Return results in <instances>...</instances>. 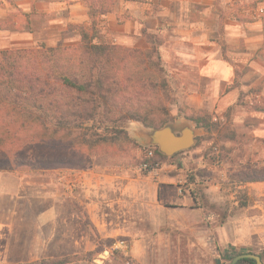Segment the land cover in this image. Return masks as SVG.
<instances>
[{"label": "rangeland", "instance_id": "obj_1", "mask_svg": "<svg viewBox=\"0 0 264 264\" xmlns=\"http://www.w3.org/2000/svg\"><path fill=\"white\" fill-rule=\"evenodd\" d=\"M33 1L29 16L24 17L23 23L20 22L22 18L16 15L20 16L21 12L11 11L10 6L19 3L28 5ZM33 1L0 0V16L6 20L0 23L2 26L20 32L34 29L29 38H2L0 48L78 46L83 43L75 27L91 25L90 9L85 0L75 1L82 2L88 9V25L67 23L65 16L60 15L49 18L43 11L44 0ZM132 6L141 15L150 9L154 16L164 13L165 16H220V22L210 24L217 27L215 34L219 40H222L218 37L219 33H224V28L220 30L221 24L223 26L230 21L235 25L234 22H238L242 29L238 31L233 28L234 53L248 44L251 48L249 51L253 50L249 53V60L264 62V40H261L264 36V16L260 19L262 27L254 26L255 21H260L255 14L260 7L264 8V0H119L112 12L107 14H113L114 21L104 25L103 22L107 20L99 17L96 33H91L95 36V42L114 44L124 49L152 50L151 61L158 62L155 50L159 52V47L156 48L153 42L155 39L161 40L159 35L144 30L146 32L137 35L132 44ZM55 12L65 11L58 9ZM145 34L154 37L148 42ZM218 43L221 45V41ZM257 44L261 48L254 53ZM159 57L162 71L156 69L152 74L157 83L165 82L167 88L157 89L158 98H155L154 105L161 107L154 116L168 121L164 126H179L176 121H188L200 113L179 100V89L176 84L167 81V70L160 54ZM142 58L145 59L144 64L139 62ZM148 59L146 52L134 61L128 58L127 74L135 80L145 79L150 73L146 63ZM234 88L240 89V108L233 118L228 114L220 121H214L210 111H205L206 116L210 117L209 128L201 131L196 128L195 145L172 157L166 156L168 159H158V169L147 172L140 170L145 154L157 147L144 144L142 136L157 129L145 128L136 121H126L115 125L105 122V127L97 131L108 140L114 141L116 138L119 142L123 141L121 148L105 146L100 152H88L89 155L85 151L86 163L82 168L62 166L45 168L40 174L26 173L29 177L27 181L34 183V190L31 188L28 194L40 191L42 197L27 198L25 205L19 207L23 212H19L18 222H14L11 229L3 231L0 264H230L231 261L224 257L226 253L230 258L249 252L264 254V113L256 110L259 107L264 110V81H256L254 69L241 68ZM162 107L169 116L158 113ZM125 138L131 142L125 143ZM115 152L117 154L114 156ZM64 158L69 162L75 157L65 155ZM99 167L109 168L107 170L137 168L140 174L151 176L153 182L158 181L162 174L175 177L182 190L180 196L192 195L193 192L192 196L196 197L194 210L178 212L169 207L164 213L153 214L151 222H132L131 229L123 222L120 228L114 230L101 227L90 219L84 208L91 199L96 201V196L89 197L90 200L84 197L79 185L68 189L64 178L68 171L75 176L80 171L96 172ZM245 178L262 181L244 183ZM52 189L60 196H51L49 192ZM109 190L108 195L100 196V199L105 208L111 211L110 205L116 194ZM244 190L248 195V206L245 208L240 205ZM52 209H56L57 213H49ZM249 219L253 220L251 224L246 222ZM114 246L117 248L113 249Z\"/></svg>", "mask_w": 264, "mask_h": 264}, {"label": "trees", "instance_id": "obj_2", "mask_svg": "<svg viewBox=\"0 0 264 264\" xmlns=\"http://www.w3.org/2000/svg\"><path fill=\"white\" fill-rule=\"evenodd\" d=\"M117 1L85 0L92 22L89 27H75L83 40L78 46L40 45L0 50V170L42 173L51 167L82 168L86 163L85 151L88 154L100 152L105 146L122 147L123 141L108 140L97 132L105 127V122L115 125L136 121L145 128L155 129L163 128L168 122L154 116L161 107L154 105L157 89L167 88L165 82L157 83L152 74L156 69L162 71L158 49L155 50L158 62H152V50L124 49L95 42L99 17L112 12ZM3 29L7 27L0 24V30ZM146 37L149 42L154 36ZM153 43L158 48L161 40L155 39ZM144 52L149 56L146 63L150 73L145 79L135 80L127 74L128 58L134 61ZM139 62L144 64L145 59ZM257 110L264 111L261 107ZM158 113L169 116L164 107ZM190 120L197 127L209 128L211 124L210 117L205 115ZM124 142L131 141L125 138ZM151 151L153 157L148 158ZM65 155L75 158L68 162ZM158 159L168 158L155 147L145 154L143 162L152 167ZM259 181L262 180H243L244 183ZM243 192L240 205L245 208L248 195L247 191ZM258 255L264 263V254ZM224 257L229 261L235 258L227 253ZM237 264H256V261L243 259Z\"/></svg>", "mask_w": 264, "mask_h": 264}, {"label": "crops", "instance_id": "obj_3", "mask_svg": "<svg viewBox=\"0 0 264 264\" xmlns=\"http://www.w3.org/2000/svg\"><path fill=\"white\" fill-rule=\"evenodd\" d=\"M44 2L43 11L49 18L60 15L65 16L66 22L70 24H89L88 9L82 2L75 0L72 3L66 0L57 2L44 0ZM33 5L34 1L28 5L19 3L10 7L11 11L21 12L20 16H16L22 18L20 22L23 23L24 17L29 16ZM133 7L132 44L134 38L142 34L143 30L160 36L162 43L159 45V54L164 63V69L167 70L166 79L169 83L176 84L179 89V100L185 102L190 109L200 113L198 116H206L204 112L209 110L214 121H220L224 115L228 114L233 118L235 111L240 108L238 106L240 89L234 88L239 69L246 67L254 69L256 81L259 83L264 81V62L249 60V53L253 50L249 51L251 48L248 44H245V48L240 49L239 52L234 53L233 51V28H237L238 31L242 29L240 23L234 22V25L229 21L223 25L224 27L221 24L220 30L224 28V33L220 31L222 33H219L218 37L222 40H219L216 36L217 27L210 24L220 22V16H165V13L154 16L150 9L141 15ZM58 9L65 12L54 13ZM113 16V14L103 16V19L107 20H104L103 24L107 25L108 21H114ZM5 21L4 17L0 16V23H5ZM255 22L254 26L262 27L261 20ZM29 29L27 32H20L11 31L12 29L7 27V29L0 30V40L5 37L12 40L29 38L34 32L33 28ZM261 40H264L263 35ZM218 41H221V45ZM260 48L259 44L254 46V53ZM0 50L5 49L1 47ZM258 112L264 113L259 110ZM182 115L185 117L187 114ZM179 121H176L179 126L187 122L195 130L196 128L199 131L205 129L194 126L192 123L194 121L190 119ZM107 169L109 168H100L96 172L80 171L75 176L72 171H68L64 175L68 189L71 190L79 185L82 193L85 194L84 197L91 199L96 196L97 200L91 199L84 208L89 213L90 219L101 227L106 226L114 230L120 228L123 222L131 229L132 222L139 220L151 222L153 214L164 213L170 209L169 207H173L172 209L178 212L194 210L196 200L192 195H179L180 188L175 177L162 174L158 181L153 182L151 176L140 174L137 168L132 167V170ZM26 173L29 172L0 170V239L4 238V230L11 229L14 227L13 223L18 222L19 212H23L19 207L25 205L26 199L30 196L39 199L42 197L40 191L28 194V191L33 189L34 183L27 181L26 178L29 177ZM109 189L116 194L115 200L110 205L111 211L105 208L104 202L100 199V196L108 195ZM49 194L55 198L60 196L55 189H52ZM49 213L56 214L57 210H49ZM246 222L251 224L253 220L249 219ZM129 234L132 235L131 232Z\"/></svg>", "mask_w": 264, "mask_h": 264}, {"label": "water", "instance_id": "obj_4", "mask_svg": "<svg viewBox=\"0 0 264 264\" xmlns=\"http://www.w3.org/2000/svg\"><path fill=\"white\" fill-rule=\"evenodd\" d=\"M197 133V130L185 122L181 126L167 124L161 129L146 132L142 137L144 144L157 146L161 154L172 157L193 147L196 143ZM243 259H252L256 261V264H264L261 257L254 253L239 254L230 264H237Z\"/></svg>", "mask_w": 264, "mask_h": 264}, {"label": "built area", "instance_id": "obj_5", "mask_svg": "<svg viewBox=\"0 0 264 264\" xmlns=\"http://www.w3.org/2000/svg\"><path fill=\"white\" fill-rule=\"evenodd\" d=\"M237 1H241V0H237ZM264 16V8L260 7L258 9V11L256 12L255 14V18L257 17V19L259 18V20ZM153 157V152H149L148 154V158H152ZM151 168V169H150ZM158 169V164H154L152 167H151V164H149L148 162H145L142 164V166L140 167V170L141 171H152L153 169ZM179 193L182 194V190H179ZM117 246H114L113 249H116Z\"/></svg>", "mask_w": 264, "mask_h": 264}]
</instances>
